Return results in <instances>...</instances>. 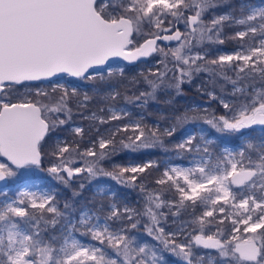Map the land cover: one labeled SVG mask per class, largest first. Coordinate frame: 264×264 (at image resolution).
I'll use <instances>...</instances> for the list:
<instances>
[{"label":"snow or ice","instance_id":"1","mask_svg":"<svg viewBox=\"0 0 264 264\" xmlns=\"http://www.w3.org/2000/svg\"><path fill=\"white\" fill-rule=\"evenodd\" d=\"M225 5L230 11L218 13ZM232 25L242 27L226 35L225 27ZM141 36L143 42L137 39ZM229 39L239 42L231 53L212 58L204 47ZM160 41L178 43L164 47ZM156 53L162 57L157 64L163 69L141 72L145 87L126 93L127 103L146 109L157 101L158 92L174 89L179 95L194 74L208 73L213 84L216 78L231 84L230 89L221 85L224 94L208 92L223 113L186 111L175 116L171 126L161 127L158 122L147 123L143 115L133 119L125 108L107 103L120 96L118 89L110 88L101 96L105 106L98 110L107 114L94 111L84 116L97 132L88 147L81 149L79 142L57 135L71 123V101L81 92L58 80L49 92L42 90L41 82L63 76L103 82L116 71L123 77L124 68L114 69L110 60L134 64ZM130 83L135 86L140 81L133 78ZM92 98L83 92L77 108H86ZM122 120L127 122L113 124ZM198 120L219 134L216 139L243 140L242 146L217 148L216 141L201 131L198 140L196 134H189L169 148L166 137L174 136L179 125ZM98 125L111 127L102 133ZM71 130L83 140L82 126ZM257 131L258 138L253 135ZM49 140L48 155L55 162L47 172L65 188L71 189L74 178L84 173L90 179L105 177L138 189L144 207L137 211L118 203L115 192L98 186V208L76 214L73 199L79 191H72L61 210L54 193L25 187L15 197L0 200V264H166L163 251L180 264H264V6L253 7L250 0L238 4L231 0H0V158H4L0 182L42 169L43 148ZM157 149L173 151L179 159L191 154L187 166L167 163L154 180L174 189L178 200L162 199L163 187H147L150 169L160 166L155 160L113 161L111 170L101 163L125 153ZM104 198L109 200L107 207ZM163 207L174 217L189 212L190 219L182 220L178 231L166 232L161 217L167 214L159 211ZM141 216L147 217L146 233L157 245L133 234ZM226 222L230 229L220 227Z\"/></svg>","mask_w":264,"mask_h":264},{"label":"rangeland","instance_id":"2","mask_svg":"<svg viewBox=\"0 0 264 264\" xmlns=\"http://www.w3.org/2000/svg\"><path fill=\"white\" fill-rule=\"evenodd\" d=\"M240 0H231L232 4H238ZM250 5L253 7H260L264 6V0H250ZM230 11V5H225L222 8L217 9L218 13H224ZM235 15H239V12H236ZM181 31H184V25L181 23L178 25ZM237 27L242 26H226L224 29V33L231 34L237 30ZM145 37L141 36L138 37V41L142 42ZM177 41L172 42H158L159 45L164 47H174L177 45ZM239 42L235 40H226V42L222 45H207L205 44V48L210 49V57L214 58L219 54H226L231 53L237 49ZM162 57L159 53L153 54L148 58H141L140 60L136 61L134 64H124L123 62H113L110 65L114 69H118L120 67L124 68V75L121 77L119 72L116 71L114 76L111 78L105 79V81H100L97 79L95 83L92 82H83L79 81L75 78L70 77H58L53 79V81H45L41 82L42 90H47L51 92V84L55 83L57 80L61 84H65L69 88L77 87L80 92L81 96L74 98L71 101V106L73 108V117L72 121L69 125L65 126L64 128L60 129L57 135L64 137L68 142L77 141L80 143L81 149L88 147L90 145V141L95 140L97 137V132L91 126L92 121L84 119V116L90 115L92 112H98L100 107L105 106V101L101 98V96L109 91L110 88L118 89L120 92V96L117 98L116 101H108L107 103L112 104L114 103L117 107H123L127 111L131 113V118H139L141 115L145 117V121L149 124L159 123L161 127H169L172 123H174V117L180 115L186 111L195 110L196 113L200 115L204 114H216L220 115L223 113V109L220 107L218 101L212 100L208 92L214 91L217 95L224 94L222 93L221 85L225 88L230 89L231 84H227L224 80L220 78H216V83L213 84L210 82V77L208 73H199L194 74L193 79L190 83H185L181 86V94L176 95L174 89H167L164 91H160L157 94V101L150 102L146 109H141L136 106L135 103H127L124 99V95L138 93V91L142 90L145 85L142 82V77L140 73L143 72L145 75L149 73V70L155 71L158 67L163 69V65H158L157 61L160 60ZM229 76H234V73L228 72ZM133 78H136L140 81L139 84L133 86L130 82ZM33 88V92H34ZM24 90L21 89V92ZM87 91L90 96L93 98L87 102L86 108H77V101L82 98L83 92ZM17 96L20 93L16 94ZM207 110L205 113L204 110ZM100 115H106L107 113H99ZM163 116L164 119H160ZM127 121H115L113 124H122L126 123ZM73 126H82L85 129L84 138L81 140L79 137H76L72 132ZM103 133L105 130L109 129L111 125H98ZM201 131H204L206 135L210 138H213L216 143L215 147L219 148L221 145L228 146L232 149H237L242 146L243 140L237 143L234 140H231L228 137H220L216 139L219 134H216L208 125L204 124L202 121H195L190 123L181 124L178 126V130L176 131L175 135L168 138H165L166 144H168L169 148L173 145L179 143L189 134H196L197 140L199 139V134ZM130 133H121V135H128ZM255 136V133L253 134ZM52 141L49 140L47 144L44 145L43 152H44V160L42 169H30L25 172L24 175L18 176L16 178H12L6 181L5 184L0 185V192L6 191L7 195L2 196L0 195V200H5L8 197H15L20 190H23L25 187L30 188L33 191H48L52 192L56 196V201L58 202L61 210H63V205L66 200L72 198V191H79V196L73 199V203L75 205V209L77 214L81 210H96L98 205L101 202V198H95L97 193L98 186H106L111 189V191L116 193V200L118 203L127 204L129 207L136 209L137 211H142L144 207L145 201L142 198V194L139 192L138 189H133L129 187H124L121 185L116 184L115 181L111 179L100 177L98 179H90L86 173L82 174L81 176L75 177L71 189L65 188V186L58 181L54 180L49 173L47 172V168L54 163L55 160L52 156L48 155L51 150ZM98 150V145H97ZM136 154V155H135ZM175 155L173 151L164 152L159 149L151 150L149 153L141 152V153H125L122 156H116L113 160H105L101 163L103 166L109 170H111V165L114 162L116 163H143L148 160H155L157 163L160 161L168 162V157L171 155ZM247 156V153H246ZM253 159L256 158L255 153H252ZM191 158V154L185 153L183 159H179L177 162H171V164H179L183 166L186 165V161ZM91 159V158H85ZM4 159L0 158V162H3ZM83 165V161L81 160L80 166ZM76 166V165H74ZM24 171V170H21ZM158 169L153 168L150 169L151 175L148 177L147 187L149 189H159L163 187L165 189L162 199L171 201V200H178V196H176L173 190H167V186H158L154 183V180L159 177ZM83 184L84 187L81 190L80 184ZM139 183V181H138ZM35 185V186H33ZM59 189V191H58ZM131 192V193H130ZM127 194V197H125ZM131 197V198H128ZM105 207H107L109 200L103 201ZM159 211L166 213L165 217H161V225L163 223L169 221H186L190 219L189 212H183L181 216L174 217L171 215L169 208H162ZM201 209H196V214H200ZM229 211H232L229 209ZM142 222L144 220L143 226L140 227V231L146 233L145 225L148 223L147 217H138ZM127 223V221H125ZM222 225L220 227L227 230L226 226ZM179 230V229H178ZM177 230V231H178ZM173 231L172 229L166 230V232ZM147 235V233H146ZM82 240L85 238H81ZM180 241H184V236L179 237ZM155 241V240H154ZM156 242V241H155ZM157 243V242H156ZM196 251H203L197 249ZM167 252V251H166ZM168 253V252H167ZM163 254V253H162ZM169 259L172 261L171 264H180L179 260L174 257L173 255L169 254Z\"/></svg>","mask_w":264,"mask_h":264},{"label":"bare ground","instance_id":"3","mask_svg":"<svg viewBox=\"0 0 264 264\" xmlns=\"http://www.w3.org/2000/svg\"><path fill=\"white\" fill-rule=\"evenodd\" d=\"M259 132L257 131L256 133H255V136L258 138L259 137ZM183 140V139H182ZM132 154V153H131ZM136 155V154H135ZM168 162L166 161V162H164V161H160L158 164L160 165L159 166V168H157L158 169V172H159V175H161L162 174V171H163V169H164V167H165V165L167 164V163H171V162H177V161H179V158H177L176 156H174L173 154L171 155V156H169L168 157ZM131 193V192H130ZM177 194V193H176ZM128 195H131V194H127L125 197H127ZM95 196H98V198H101L98 194H96ZM132 196V195H131ZM177 196H178V194H177ZM128 198H131V197H128ZM105 200H107V198H104V201ZM164 208H167V207H164ZM76 214H77V212H76ZM177 222V223H176ZM175 224V225H174ZM140 226H142V221L140 220V224L138 225V228L136 229V230H134L133 231V234L135 235V236H137L142 242H147L150 246L151 245H155L152 241H150V240H148V238L144 235V233L143 232H141L140 231ZM164 228H165V230H168V229H172L173 231H177L178 229H179V227H180V221H172V222H170V223H168V224H163L162 225ZM226 226H227V229H230L231 228V224L230 223H228L227 222V224H226ZM163 255V254H162ZM164 256V255H163ZM164 258H165V261H166V264H171V262L172 261H170L169 259H168V257H165L164 256Z\"/></svg>","mask_w":264,"mask_h":264},{"label":"trees","instance_id":"4","mask_svg":"<svg viewBox=\"0 0 264 264\" xmlns=\"http://www.w3.org/2000/svg\"><path fill=\"white\" fill-rule=\"evenodd\" d=\"M158 172V171H157ZM158 174H159V172H158ZM160 176V175H159ZM58 191H59V189H58ZM173 192H174V194L177 196V194H176V192L174 191V189H173ZM95 198H98V196H95ZM173 221V220H172ZM172 221H169V222H166V223H163V224H168V223H170V222H172ZM181 222V221H180ZM177 223V222H176ZM143 224H144V220H143V222H142V226H143ZM162 224V225H163ZM161 225V226H162ZM175 225V224H174ZM141 227V226H140ZM169 230V229H168ZM166 231V230H165ZM142 232V231H141ZM144 233V232H143ZM144 235L148 238V240H150V241H152L155 245H157V243L150 237V236H148V235H146V233H144ZM160 247H162V246H160ZM163 253V255L165 256V257H168V259H169V256H168V253L166 252V251H163L162 252ZM170 260V259H169ZM171 261V260H170Z\"/></svg>","mask_w":264,"mask_h":264},{"label":"water","instance_id":"5","mask_svg":"<svg viewBox=\"0 0 264 264\" xmlns=\"http://www.w3.org/2000/svg\"><path fill=\"white\" fill-rule=\"evenodd\" d=\"M143 42V41H142ZM162 42H164V41H162ZM113 62H123L124 64H128L129 65V63L127 62V61H124L123 59H121V58H114L113 60H110L109 61V64H111V63H113ZM58 78V77H57ZM55 79V78H54ZM4 159V158H3ZM6 183V181H4V182H0V185H3V184H5Z\"/></svg>","mask_w":264,"mask_h":264}]
</instances>
